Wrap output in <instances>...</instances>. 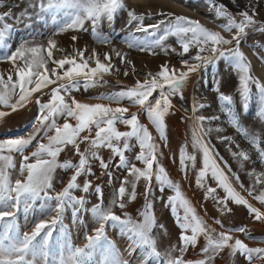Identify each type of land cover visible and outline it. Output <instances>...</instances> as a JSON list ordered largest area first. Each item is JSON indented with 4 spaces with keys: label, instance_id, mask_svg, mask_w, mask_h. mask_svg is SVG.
<instances>
[{
    "label": "snow or ice",
    "instance_id": "1",
    "mask_svg": "<svg viewBox=\"0 0 264 264\" xmlns=\"http://www.w3.org/2000/svg\"><path fill=\"white\" fill-rule=\"evenodd\" d=\"M205 2L215 13L216 18L224 21L219 27L229 33L230 38L220 31L205 27L198 20L174 13H160L159 15L165 16L166 19L145 26L146 16L129 9L125 0H38L40 11L50 13L53 24L57 25L54 35L68 30H81L86 22H91L94 38L100 43H110V38L97 29L105 20L112 23L118 13L126 11L128 24L135 22L136 31L145 33L143 39L130 33L124 41L129 48L146 51L149 54H155L154 49L160 48L167 54L170 46L166 45L165 41L169 36H175L183 49L181 56L189 53L191 48L196 49L195 55L181 60V69L163 64L157 73H148L145 80L137 81L133 87L96 98L107 100L109 102L107 104L80 102L70 94L81 83L85 88L95 86L100 82L98 77L102 79L104 74L112 71L109 54L106 53L104 56V60L109 61L108 64L100 60L94 49L90 57L84 55L87 49L76 50L81 62H77L75 56H65L56 60L54 50L62 49L58 48L57 41L51 37L46 46L35 43L33 37L31 40H22L12 50V45L7 42L12 25L6 22L11 13H0V49H3L0 62H11L16 76L14 80L11 72L7 74V78L0 74V106L15 112L18 108L24 107L34 93L42 92L50 85H57L51 89L47 103L36 100L39 114L31 125L32 131L26 137L0 140V264H93V256L97 252L102 256L101 264H215L217 257L225 250L232 258L237 254L243 256L248 264H255L256 261L264 264V247H250L244 240L231 234L240 232L247 239H257L245 227L224 228L220 220H214V223L224 228L223 231H217L198 214L183 193L180 183L172 180L160 163L159 156L162 155L159 151L160 146L148 126L139 120L141 112L146 114L160 140L166 144V117L174 108L172 97L178 95L183 100V89L191 73L217 60H224L237 73L238 91L245 110L252 100V87L255 86L258 100L257 116L264 122V82L253 75L251 61L241 50V43L250 32L264 34V21L257 18L259 14L255 7L250 10L243 9L234 15L216 0ZM4 5L5 0H0V7ZM32 6L37 5L33 3ZM76 39L77 37H72L73 41ZM254 47L264 51L262 43L257 42ZM256 54L261 63H264V55ZM116 55L120 57L122 63H131L125 60L126 54L117 52ZM93 57L96 66L90 67ZM49 63L56 67L49 68ZM216 91L220 109L227 115V123L247 140L255 150L259 162L264 165V138L241 125L231 95L219 92V87ZM154 93L158 94L154 96ZM123 101L137 107L138 111L130 112V107L121 106ZM113 104L117 106L113 107ZM204 107L202 103H193L192 111L195 114ZM9 114L0 111V118ZM61 117L64 118V123L59 125L57 120ZM219 119V116H195L194 126L191 127V144L194 152L188 153L187 144L181 145L179 150L181 171L186 176L189 164L195 168V152H199L202 166L198 170L196 184L200 188H205V199H214L221 206V211H231L227 208L228 201L243 205L247 207L255 221L264 222V212L254 207L237 191L228 175V172H232L231 166L211 145L209 139L211 133L224 132L222 127L210 126L213 120ZM70 120H75L76 123L72 124ZM206 122L209 125L207 127ZM117 123L125 125L129 130L120 131ZM217 139L220 142L235 143L230 136L218 135ZM34 141L35 150L25 154L30 146H33ZM133 141L140 148L134 159L143 164V168L132 163L125 155L126 152L132 151ZM81 144H87L83 151ZM68 147H71L74 154L79 157L78 162L59 160L60 154ZM236 148L238 151H233L229 147V152L241 170L245 169V162L255 164L256 161L252 160L248 151L241 149L238 144ZM101 149L110 150L113 159L118 157V162L114 166L117 169H124L127 175L120 180V186L108 205L103 202L101 186L96 185L94 192L99 202L91 209H87L85 208L87 199L84 196L77 197L73 192L80 190L89 193L93 190L90 180L85 179L82 185L78 182L82 175H94L91 162L98 161L101 169L108 175L110 183L112 180V172L109 171L111 160L108 162L104 160L100 155ZM13 154L21 156L18 170ZM57 169L71 170L72 175L61 191L54 192L53 180ZM14 171L17 173L15 179L12 175ZM209 175L216 181L217 187L224 191L223 198L213 195L217 191L216 188L206 187L205 181ZM247 175L252 180V185L245 191L264 205V171L257 172L253 167L247 171ZM232 177L241 188H244L237 173H232ZM141 179L145 182V203L139 212L140 219H133L127 212H123L122 216L117 215L114 208L118 207L123 211L128 202L136 199V187ZM153 179L158 183L161 193L165 188L174 193L168 196L164 206L171 209L176 226L180 229L179 243L172 244L163 251L159 248L155 229L157 227L163 229L165 235L167 229L162 224H157L154 201L149 199L152 195ZM257 186H260L258 193ZM160 199L163 200V197ZM38 201L39 212L42 215L50 216L52 213L55 215L51 216L50 220L41 219L31 232H21L16 223V214L21 206L25 214L34 210ZM68 208L72 209L75 219H79V213L82 211H90L93 222L98 225L92 230V235L85 232L86 243L82 247L72 243L63 227V215ZM58 224L64 235L63 240H58L54 247L51 238ZM106 226L118 229L119 233L127 238L128 245L125 249L127 256L107 238ZM201 237L205 241L200 249L201 258L186 259L185 253L189 247L195 248Z\"/></svg>",
    "mask_w": 264,
    "mask_h": 264
},
{
    "label": "rangeland",
    "instance_id": "2",
    "mask_svg": "<svg viewBox=\"0 0 264 264\" xmlns=\"http://www.w3.org/2000/svg\"><path fill=\"white\" fill-rule=\"evenodd\" d=\"M218 4H223L225 7L236 15L243 9H251L255 7L258 12V19L264 21V0H216ZM33 3L37 6L33 7ZM125 3L129 9L135 10L138 14L142 13L146 16L144 25L155 24L160 20L166 19L165 16L159 15L160 13H174L175 15H183L190 17L193 20H198L205 27L214 31H220L223 35L230 38V34L224 32L219 27V24L223 23V20H218L215 13L210 10L209 5L205 0H125ZM10 12L11 16L6 18V22L12 25L11 35L8 38V43L12 45V50L22 40H31L35 37V43L47 45L48 39L57 41L58 48L62 51L54 50V58L56 60L63 59L65 56H75L77 62H81L79 56L76 53L78 49H87L84 53L85 57L92 56L93 49L98 54L100 60L108 64V60H104L105 54H109L111 57L110 63L113 66L112 71L109 74H104L102 79L98 77L100 81L93 87L85 88L81 83L77 88L71 91V97H74L77 101L84 103H109L107 100L96 99L100 96H105L111 93L121 91L126 88L133 87L137 81H143L148 77V73L155 74L160 70V66L163 64L169 65L170 68L181 69V60L188 59L190 56L196 54V49L191 48L189 53L180 55L183 52L181 45L177 42L175 36H169L165 41V44L170 46L168 53L165 54L160 48L154 49L155 54H149L148 52H141L135 48H129L124 42L129 34H134L137 37L145 38V33L136 31V23L128 24V16L126 11H121L115 16L112 23L105 20L99 25L97 29L100 33L110 38V43L98 42L92 33L91 22H86L84 28L78 31L68 30L64 33L55 34L57 25L53 24L52 16L50 13L41 12L38 6V0H5V5L0 7V13ZM150 16V18H149ZM203 17V18H202ZM239 19V17L237 16ZM151 31V29H149ZM75 36L77 39L72 40ZM152 39V37H148ZM259 42L264 44V34L250 32L245 40L241 43V50L245 53L248 59L251 61L253 75L258 77L261 82H264V75L259 71L260 65L264 68V63L258 59L257 54L264 55V51L254 47ZM175 49V51H172ZM119 52L122 55L126 54L125 60L131 61V63L121 62L119 56L116 53ZM0 54H3V49H0ZM95 57L90 61V67H95ZM56 67V65L49 63V68ZM68 67V66H65ZM58 71H62L58 69ZM13 75V79H16L15 70L12 68L11 62L3 61L0 62V74H4L7 78V74ZM128 74L125 75L124 73ZM54 79V77H53ZM57 85H50L48 88L42 90V92L34 93L30 101L21 108H18L15 112L11 109L0 106V111L9 112L10 114L0 118V140L12 139L24 136L26 137L32 131V123L36 120L39 114V105L36 100L39 99L41 103H47L50 99L51 89ZM239 79L237 73L229 66L224 60H217L213 64H209L205 67H201L198 71L193 72L189 76L188 83L183 89V100L180 97H172V103L174 108L171 113L166 117V135L167 142L161 141L155 128L150 124L146 114L140 113L139 120L141 123L148 126L152 135L156 138V143L160 146L159 151L162 153L159 156L160 163L167 170L168 175L172 180L178 181L181 185V189L185 196L191 201L192 205L196 208L198 214L203 217L208 224L216 228L217 231H223L224 228H239L245 227L252 236L257 239H247L243 233L233 232V236L244 240L250 247H264V222L255 221L254 217L249 214L247 207L243 205H236L231 201H228L227 208L231 209L228 211H221V206L216 203L212 198L205 199V188H200L196 184L197 173L201 164V154L195 152L196 155V166L195 168L189 167L187 169V175L181 171L179 150L181 145L187 144V152L193 153L194 149L191 144V127L194 126L195 116L203 115L205 117L219 116V120H213L211 122L212 127H222L224 132L216 133L212 132L209 139L211 145L214 146L215 151H218L219 156L223 157V160L227 161L231 166L232 172H228L231 182L249 202L264 212V205L259 201L249 196L248 192L245 191L252 185V180L247 175V171L253 167L257 172L264 171V165H262L257 159V154L251 145L244 139V137L237 132L235 128L227 123V115L221 111L220 102L218 100V92L216 91L219 87V92L225 95H231L234 100L235 111L237 112L240 123L243 127L247 128L251 132H255L264 138V122H262L257 116L258 111V100L255 95V86L252 87L253 97L249 102L247 110L243 108L241 97L238 91ZM158 93H154V96ZM67 98V97H66ZM193 103H202L205 105L204 108L200 109L195 114L192 111ZM113 107L117 105L113 104ZM121 106L130 107V112H137L138 108L130 106L128 101H123ZM128 115V114H126ZM75 124V120L69 121ZM59 125L64 123V118L61 117L57 120ZM209 126L206 122V127ZM117 128L120 131H128V127L123 124L117 123ZM83 135V134H82ZM94 135V133H93ZM230 136L234 139V144L229 142H220L217 136ZM47 143V141H44ZM134 147L132 151L126 152L125 155L128 159L135 163L138 167L143 168L144 165L134 159L135 155L140 151L138 144L135 141L132 142ZM236 144L241 149L248 151L255 164L245 162V169L241 170L237 161L233 159L229 152V147L233 151H238ZM35 141L33 146L26 151L25 154L35 150ZM81 151H83L87 144H81ZM17 170L21 162V156L19 154H13ZM100 155L106 162L111 160L109 171L112 172V180L109 182L108 175L105 174V170L101 169L98 161H92V171L94 175L85 176L82 175L78 178V182L82 185L85 179L92 182L93 190L89 193H84L80 190H75L73 195L77 197L84 196L88 203L85 208L91 209L93 205L98 203L97 195L94 192V187L100 185L103 191V202L105 205L113 198V194L116 189L120 186V180L127 175L124 169H117L114 165L118 162V157L112 158L111 152L108 149H101ZM59 160L61 162L71 160L73 163L78 162L79 157L74 154V150L68 147L63 151ZM223 166V165H222ZM227 172V169H225ZM232 173H237L240 177V181L243 183L244 188H241L236 183ZM13 179L16 178L17 173H12ZM72 175V171H65L57 169L54 180V192H59L67 184L69 177ZM206 187L216 188L217 191L213 195L223 198L225 193L222 189L217 187L216 181H214L209 175L205 181ZM260 190V186H257V193ZM129 191L131 188L129 186ZM136 199L128 202L126 208L122 211L121 209L114 208L117 215H123V212L129 213L133 219H140L139 212L143 209L145 203V182L143 179L138 182L136 187ZM174 195V193L165 188L164 192L161 193L159 190L158 183L153 179L152 181V195L149 196L150 200L154 201V211L158 225H163L167 229L165 235L163 229L157 227L155 229V235L158 238L159 248L163 251L170 247L172 244L179 243L180 229L176 226L175 218L172 215L171 209L164 206L168 196ZM163 197V200L160 199ZM39 201L37 202L34 210H30L25 214L23 206L20 211L16 214V223L20 228L21 232H31L34 225L41 219L50 220V216H44L39 212ZM182 209L180 210L182 214ZM214 220H220L224 225L221 228L220 225L214 223ZM60 225L58 224L52 233L51 243L55 247L58 240H63V233L60 231ZM63 227L67 236L71 239L72 243L76 246H83L86 243L85 232L89 235L93 234V229L98 227L91 217L90 211H82L79 213V219H75L72 215V209L68 208L63 215ZM105 234L109 240H111L115 246L120 250L122 254L127 256L125 249L128 245L126 237L119 233L118 229H114L111 226H106ZM204 239L201 237L195 248L189 247L185 253V258L188 260L199 259L200 249L204 246ZM102 256L97 252L93 256V264H101ZM215 264H248L247 260L237 254L235 258L228 256L227 250L217 257ZM255 264H262L260 261H256Z\"/></svg>",
    "mask_w": 264,
    "mask_h": 264
},
{
    "label": "bare ground",
    "instance_id": "3",
    "mask_svg": "<svg viewBox=\"0 0 264 264\" xmlns=\"http://www.w3.org/2000/svg\"><path fill=\"white\" fill-rule=\"evenodd\" d=\"M136 1V0H135ZM203 18V17H202ZM258 69H259V71L260 72H262L263 73V75H264V68H263V66L262 65H260L259 67H258Z\"/></svg>",
    "mask_w": 264,
    "mask_h": 264
}]
</instances>
